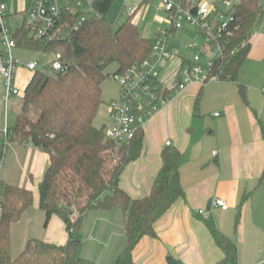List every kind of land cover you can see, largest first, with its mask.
Instances as JSON below:
<instances>
[{
	"label": "crops",
	"instance_id": "0c3cea01",
	"mask_svg": "<svg viewBox=\"0 0 264 264\" xmlns=\"http://www.w3.org/2000/svg\"><path fill=\"white\" fill-rule=\"evenodd\" d=\"M152 1H159L160 10L165 11L162 0ZM204 1L219 7L223 4L222 0ZM259 1L261 17L237 79L191 82L143 126L144 152L124 169L121 187L132 198L149 195L162 164L161 152L170 141L181 152L180 175L185 197L155 223L156 237L145 236L137 244L133 252L136 264H169V257L181 264H215L224 254L207 227L208 218H213L217 228L237 243L238 264H264V0ZM67 2L75 5L71 0ZM76 7L83 11L81 1ZM130 7L129 14L138 26L144 11L134 8L135 13L131 14ZM155 17L160 22L170 21L168 12L167 16ZM196 42L194 48L201 44ZM203 45L206 53L215 51L207 41ZM200 48L197 55H201ZM14 53L25 63L36 59L43 64L40 58L44 54L18 46ZM213 59L202 63L200 58L199 62L206 65ZM184 61L190 64L194 59ZM182 65L174 66L170 80L163 74L166 84L159 82L172 87ZM33 74L34 70L27 66L19 67L16 81L21 99L12 95L8 101L5 81L0 75V132L13 127L23 92ZM119 97L120 88L115 81L104 83L107 108L103 125L110 123L109 102ZM216 112L219 114L215 115ZM2 149L5 151L3 184L27 187L34 192V204L11 227V251L12 244L19 240L18 227L23 228L19 240L22 250L32 238L66 244L70 238L66 223L55 215L45 227V213L39 206V184L50 164L49 154L32 143L11 140L6 146L0 140ZM219 198L226 200L227 209L213 204ZM77 216L75 211L73 218ZM125 227L126 213L121 207L91 209L78 230L80 256L97 264H113L128 243Z\"/></svg>",
	"mask_w": 264,
	"mask_h": 264
},
{
	"label": "trees",
	"instance_id": "16d2710c",
	"mask_svg": "<svg viewBox=\"0 0 264 264\" xmlns=\"http://www.w3.org/2000/svg\"><path fill=\"white\" fill-rule=\"evenodd\" d=\"M92 1V14L77 30L73 27L83 12L67 14L69 34L64 39L36 37L25 19L13 33L18 47L36 53L59 52L66 63L61 71L43 67L34 71L9 130L11 141L32 143L49 154L50 164L39 184V206L45 213V227L53 216H59L70 238L63 245L32 238L12 257L11 227L34 204V192L1 182L0 264H97L79 254V226L91 209L114 207L126 213L128 243L113 264H136L133 252L137 244L145 236L156 237L155 223L185 197L181 152L171 145L161 152L162 164L149 195L132 198L121 187L124 169L144 152V128H139L130 142L119 143L106 137L107 126H97L95 118L106 103V80L146 60L155 39L143 36L131 16L115 27L109 17L115 0ZM231 11L227 26L219 32L223 51L210 71V76L217 75L220 80L237 79L248 58L262 7L259 0H242ZM187 64L184 61L182 66ZM75 211L78 216L74 219ZM206 224L224 254L215 264H238L237 243L217 228L213 218L206 219Z\"/></svg>",
	"mask_w": 264,
	"mask_h": 264
},
{
	"label": "built area",
	"instance_id": "2783aa9c",
	"mask_svg": "<svg viewBox=\"0 0 264 264\" xmlns=\"http://www.w3.org/2000/svg\"><path fill=\"white\" fill-rule=\"evenodd\" d=\"M242 0H222L226 10L219 5H210L204 0H162L163 8L170 14V21L174 29L182 28L185 23L200 26L207 35L208 44L214 43L211 47L218 52L217 57L222 53L223 46L219 41V32L225 28L231 18L232 10ZM92 7L93 1L89 0ZM197 8L193 14L192 9ZM8 6L0 0V75L5 81V97L7 101L12 95L21 94L17 84V71L21 66H27L30 70L39 67L48 69L50 72L61 71L66 63L61 59L59 52L47 53L40 51L39 54L52 56L48 64H41L38 60L25 63L18 58L14 49L17 42L7 25ZM78 10L67 0H32L26 10L25 22L31 33L38 38L49 41L64 39L68 36L66 16L68 13H75ZM83 12V11H81ZM131 14L135 9L130 7ZM215 13V15H214ZM88 15L83 12L80 20L73 27L77 30L87 20ZM171 35L169 31H162L154 42L151 55L142 63L133 64L124 73H114L111 79L120 88V97L111 100L108 104L110 123L106 127V137L114 139L119 143H128L134 137L139 128L154 116L158 111L165 108L171 98L178 92L187 88L191 82L205 83L209 80L219 81L217 75L210 76L214 61L210 60L206 65L201 64L200 55L194 57V61L184 65L178 71L172 87H166L159 82L160 62L169 59L173 51L168 45ZM191 47L195 43L190 44ZM48 66V67H47ZM216 112L215 115H218ZM0 140L6 144L10 141V130L0 132ZM167 145H171L168 141ZM5 151H0V206L3 187L2 169L4 164ZM214 205L223 209L228 208L224 199H216ZM204 213V210H200Z\"/></svg>",
	"mask_w": 264,
	"mask_h": 264
},
{
	"label": "rangeland",
	"instance_id": "374dc122",
	"mask_svg": "<svg viewBox=\"0 0 264 264\" xmlns=\"http://www.w3.org/2000/svg\"><path fill=\"white\" fill-rule=\"evenodd\" d=\"M8 6V15H7V25L11 32L15 31L18 27H20L25 19L26 13L25 9L27 8L29 4V0H1ZM20 1L22 2V6L20 5ZM75 3V9L76 3L78 1L82 2L81 9L83 12L87 15L92 14V7L89 4V0H71ZM14 2V6H11V3ZM73 3V4H74ZM133 6L136 11L139 9L144 11V14L141 18V20L138 23V28L140 32L145 35L146 37L154 38L160 31H169L171 32V35L169 37V45H171V49L173 51V55L171 58L163 60L160 62V70H159V76L158 79L163 84H166V80L164 79L163 74L166 73L167 77H171V73L174 66H181L183 59L186 60H193L194 57L198 54V48L201 49V61L206 62L208 58H216L218 55V52L212 51L211 53H206L204 49V45L207 41V35L204 32V30L198 26V25H192L190 23H185V25L177 30L173 31V25L172 22H160V20H157L155 17L156 15H165L167 16V11L160 10L159 1L153 2L152 0H149L148 2H144V0H115L113 7L111 9V12L109 14L110 19L113 21L115 27H120L126 19L130 16L129 14V7ZM151 6V7H150ZM149 7L151 8L149 10ZM220 7L222 10H226V7L224 4H220ZM190 30V31H189ZM201 33V35H200ZM197 41V42H196ZM201 43L198 44V48L190 47L189 44L192 43ZM177 53V54H176ZM32 55V54H31ZM36 55V54H34ZM52 56H45L43 55L42 63L48 64L49 59H51ZM48 67V66H47ZM173 81V80H172ZM113 82L111 78L107 79L105 83ZM17 99H21V94L15 95ZM106 104H103L101 106V109L99 113L97 114L95 118V124L97 126H102L105 122V114L104 111L106 109ZM32 116L36 117L37 112L36 110H33ZM27 216V215H26ZM25 216V217H26ZM23 217V216H22ZM37 226L34 223V227ZM25 229V227H24ZM44 230L43 223L40 225V232ZM23 228L18 227V238L20 240V237L22 235ZM43 233V232H42ZM17 240L13 246L12 244V257H16L19 255V253L22 251V244H20V241Z\"/></svg>",
	"mask_w": 264,
	"mask_h": 264
},
{
	"label": "water",
	"instance_id": "95a60500",
	"mask_svg": "<svg viewBox=\"0 0 264 264\" xmlns=\"http://www.w3.org/2000/svg\"><path fill=\"white\" fill-rule=\"evenodd\" d=\"M192 13L196 14L197 13V8H193L192 9ZM209 208H211V203L209 204ZM168 262H169V264H179V261L176 260L174 257H169L168 258Z\"/></svg>",
	"mask_w": 264,
	"mask_h": 264
}]
</instances>
